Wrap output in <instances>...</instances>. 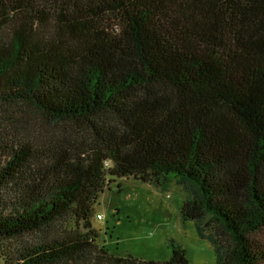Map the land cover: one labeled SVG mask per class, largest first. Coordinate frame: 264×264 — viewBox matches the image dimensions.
Listing matches in <instances>:
<instances>
[{
	"label": "trees",
	"instance_id": "obj_1",
	"mask_svg": "<svg viewBox=\"0 0 264 264\" xmlns=\"http://www.w3.org/2000/svg\"><path fill=\"white\" fill-rule=\"evenodd\" d=\"M115 177L184 186L217 264H264V0H0V264H190L101 244Z\"/></svg>",
	"mask_w": 264,
	"mask_h": 264
},
{
	"label": "rangeland",
	"instance_id": "obj_2",
	"mask_svg": "<svg viewBox=\"0 0 264 264\" xmlns=\"http://www.w3.org/2000/svg\"><path fill=\"white\" fill-rule=\"evenodd\" d=\"M13 115L17 126L38 139L58 138L64 129L27 107ZM186 198L185 187L175 182L162 191L132 177H115L99 193L91 222L99 230V241L112 254L166 261L171 257L173 240L184 248L190 264H217L213 245L200 238L195 222L181 220L180 208ZM214 232L204 229L208 235ZM256 238L264 244V227ZM221 240L226 242L223 237Z\"/></svg>",
	"mask_w": 264,
	"mask_h": 264
},
{
	"label": "built area",
	"instance_id": "obj_3",
	"mask_svg": "<svg viewBox=\"0 0 264 264\" xmlns=\"http://www.w3.org/2000/svg\"><path fill=\"white\" fill-rule=\"evenodd\" d=\"M96 218L101 219V214H97Z\"/></svg>",
	"mask_w": 264,
	"mask_h": 264
}]
</instances>
